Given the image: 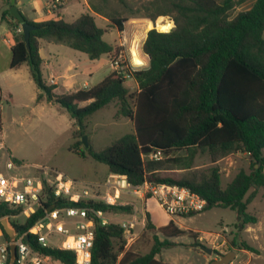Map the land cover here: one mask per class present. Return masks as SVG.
<instances>
[{"label": "trees", "instance_id": "obj_1", "mask_svg": "<svg viewBox=\"0 0 264 264\" xmlns=\"http://www.w3.org/2000/svg\"><path fill=\"white\" fill-rule=\"evenodd\" d=\"M6 2L10 7L9 0ZM248 2V9L233 15ZM88 4L92 13H83L72 22L52 19L34 23L25 19L36 27L30 32L29 51L18 31L20 22L9 11L5 12L12 21L15 38L10 68L27 64L39 90L36 102L57 105L75 121L77 129L71 150L105 165L108 174L125 176L132 186L150 182L184 187L206 201L204 211L216 207L230 209L236 213L234 227L239 234L247 225L257 223L256 216L247 212V206L257 190L264 188V0H152L135 11L126 0H88ZM120 7L129 10L130 16L124 17ZM95 15L109 21L106 28L97 24ZM159 16L171 17L175 27L169 32L159 28L156 29L160 31L153 28L147 32L141 46L143 54L149 57L145 69L126 67L121 72L113 71L88 89L64 95L55 94L54 86L43 81L40 40L69 47L90 60L107 57L114 61L122 48L106 42L105 33L109 29L122 33L129 19L155 22ZM127 79L135 82V90L125 85ZM113 102L117 106L116 116L132 121L133 133L100 152L90 147L86 152L80 150L85 134L83 121ZM198 150L208 151L214 158L246 153L253 160L251 172L240 170L225 187L217 167L211 168L200 182L162 174L171 153L186 151L192 159ZM157 151L166 158L144 159ZM250 189L253 191L246 198ZM41 203L23 223L11 224L18 236L28 235L27 242L35 252L63 264H74L75 253L42 247L30 232L44 217L47 207L90 208L111 217L132 212L130 206L109 205L101 200L73 202L57 198L45 182ZM22 211L0 202V219L16 217ZM145 217V231L152 234L153 244L147 253L135 255L124 251L125 239L118 223L104 226L90 214L94 232L91 264H166L157 257L163 250L180 245L172 239L185 235L186 230L173 221L157 228L149 214ZM3 235L9 239L4 231ZM230 247V252H257L244 241L238 246L232 241Z\"/></svg>", "mask_w": 264, "mask_h": 264}, {"label": "rangeland", "instance_id": "obj_2", "mask_svg": "<svg viewBox=\"0 0 264 264\" xmlns=\"http://www.w3.org/2000/svg\"><path fill=\"white\" fill-rule=\"evenodd\" d=\"M126 1L129 8L135 11L152 0ZM250 5L251 2H248L238 7L233 15L248 9ZM120 10H122L124 17L130 16L129 10L122 7ZM139 15L141 16L143 13L140 12ZM159 18H165L171 22L169 31L175 27L171 17L159 16L156 20ZM145 20H147L150 29L159 28L161 30L159 23L154 24L156 20L155 22L149 19ZM132 25V22L126 23L124 34L128 42L125 52L126 60L131 61L130 64L136 70L145 69L148 66V59L141 50L145 31L139 29L136 32L132 29ZM159 29L156 30L160 31ZM116 36L117 33L113 32L103 38L106 42L112 43ZM79 54L82 56L85 67L93 72L91 78H87L90 85L98 84L110 73L111 65L105 57L90 60L86 55ZM1 55L0 51V67L4 64V60L8 61V56L4 59ZM16 74L20 76L19 83L9 77L1 80L3 96L0 99L2 118L0 141L4 145V150H0V171L5 172L4 165L9 153L12 158L18 161L17 165L23 166L13 173L34 177L41 174V169L55 171L62 174L67 183L74 186L75 190L87 189L91 191L95 189L97 195L104 196L106 192H104L103 186L108 175L107 167L90 157L85 158L71 150V146L74 144L73 132L77 129L75 121L57 105L46 102L35 103L36 87L30 78L26 65ZM57 92L62 93L63 90L58 87ZM115 107H117L115 103L110 104L83 121L84 136L87 137L89 147L93 151L100 152L124 135L133 133L132 121L125 117L118 118ZM80 150L86 152L87 148L82 144ZM165 158L164 156L163 159ZM14 159L12 160L15 162ZM175 159L180 161H174ZM252 163L253 160L249 155L241 152L214 158L208 151L198 150L191 159L187 156L186 151H177L169 155V160L162 174L177 180L200 182L208 176L211 168L217 167L221 176V184L225 187L240 170L250 173ZM252 191L253 189L249 190L246 198ZM135 204L138 210L134 209ZM115 205L130 206L132 208L131 214L135 215L139 222L143 221L144 224V227L141 224L137 226L136 238L127 247L124 237V251H129L135 255L147 253L153 244V239L152 234L145 231L146 217L142 216V205L139 202L136 203L134 197L123 193ZM32 212L33 209L29 208L24 209L16 217L1 218L0 226H2L1 221L3 219H7L9 224L11 222L21 224ZM247 212L258 219V224L253 226L255 233L239 234L234 227L237 223L236 213L228 208L216 207L192 216H183L179 225L182 230H186V234L172 239L180 245L163 250L157 259L166 264H212L214 260H218L219 255L230 252L232 241H235L237 246L244 241L257 252L231 251L236 256L231 264H264V188L257 190V196L248 205ZM120 215L114 217V220L119 221L128 217ZM151 215L156 223L163 221V215L157 208H151ZM2 230L4 231L3 227L0 228V241H7L8 239L4 237ZM200 237L202 238L201 241L199 240ZM53 239L55 241L61 240L58 237ZM195 242L213 249V254L208 256L197 249H191L190 246ZM223 242L224 245L221 247ZM122 255L123 253L118 259Z\"/></svg>", "mask_w": 264, "mask_h": 264}, {"label": "built area", "instance_id": "obj_3", "mask_svg": "<svg viewBox=\"0 0 264 264\" xmlns=\"http://www.w3.org/2000/svg\"><path fill=\"white\" fill-rule=\"evenodd\" d=\"M69 0H49L46 10L51 15H56ZM20 31V30H18ZM126 39L122 38L125 44ZM113 71L121 72L126 67L131 70L133 65L126 60L122 51L118 58L110 61ZM54 84L53 79L49 81ZM0 150L4 146L0 144ZM164 155L157 151L144 156L145 160H160ZM5 172L0 171V202L7 204L10 208L33 209L35 212L41 207L43 198V184L51 188L55 197H65L73 202L80 200H101L109 205H115L120 195L127 194L141 200L153 198L159 208L170 217H183L198 214L204 211L206 201L191 190L166 184H153L144 182L141 186L130 185L125 176L111 175L105 181L106 193L99 196L93 190H75L67 183L64 176L55 171L41 169L39 176L29 177L13 173L18 170V165L7 155L5 161ZM111 191H113L111 193ZM22 211V212H23ZM32 212V213H33ZM31 213V214H32ZM90 214L98 218L102 225L116 222L123 230L126 238V247L136 238V228L140 224L134 215L129 220L115 221L100 210H92L83 207H64L55 209L54 206L45 209V215L30 229L36 242L42 247H52L63 251L75 253L74 264H91V249L93 246L94 232ZM28 236L24 234L17 236L13 241L10 239L0 241V264H10L9 247L15 248V257L12 264H63L51 261L35 252L25 240ZM61 238L55 241L53 238ZM201 237L199 240L201 241ZM224 242L221 244V247Z\"/></svg>", "mask_w": 264, "mask_h": 264}, {"label": "crops", "instance_id": "obj_4", "mask_svg": "<svg viewBox=\"0 0 264 264\" xmlns=\"http://www.w3.org/2000/svg\"><path fill=\"white\" fill-rule=\"evenodd\" d=\"M48 1L49 0H16V4H17V7H18L20 13L24 16V18L27 19L28 21H31L34 23L44 22V21H48V20H52V19L53 20L54 19H62L66 22H72L83 13H92L90 6L88 4V0H69L67 2V4L64 7H62L56 15H51L46 10V3ZM9 8L10 7L8 6L6 0H0V51L2 54L1 56L4 57V59L7 58V56H8V61L4 60V64L0 67V99L3 96L2 95V89H1V87L3 88V84L1 82L2 78L9 77V78H11V79H13L19 83L20 76L17 75L16 73L20 72L21 69H23L24 65L27 66V69H28L29 75H30V69H29L27 64H23L17 69H11L10 68L11 48L15 43V38H14V33H13L14 28L12 27V21L7 15H5V12L9 11ZM95 17H96L97 24L101 28L107 27V25L109 23V21L107 19H105L101 16H98V15H95ZM128 22L133 23L132 29L134 31L137 32L139 29H141L142 31H145V34L143 37V41H144L146 38L147 32L149 30H151L150 27H148V25H147V20L140 19V18H133V19H129ZM125 30H126V23L124 25V31L122 33H119L118 31L113 30V29H109V31L107 33H105V35H107L109 33H113V32L117 33V36H116V38H114L113 42L112 43L109 42V43L113 44V45L120 46V48H122V51L124 52V55L126 52V45L128 44L127 41L125 44L122 42V38L126 39V37L124 35ZM263 36H264V34H263ZM143 41H142V43H143ZM61 46H64V45L49 43V42H46L44 40H40L39 54H40V57L42 59L41 72H42L43 81L46 83V85H51L49 83V81L51 79H53L54 84L51 86H54V93L57 95L70 94V93H74L78 90L88 89V88L94 86V85H90L87 81V78L88 77L91 78V76L93 75V72H92V70L87 69L85 67V64H83L82 56H80L81 54H79L81 52L73 50L69 47L64 49ZM68 49H70V50H68ZM82 54H84V53H82ZM146 57H147L148 62H149V57L148 56H146ZM105 58L107 59L109 65H110V61L108 60V58L107 57H105ZM130 63H131V61H130ZM112 72H113V69L111 68V71L109 74H111ZM30 78H31V75H30ZM31 80H32V78H31ZM33 83H34V81H33ZM125 85L127 87H129L130 90H135L137 88V85L135 84V82L132 79H127L125 82ZM35 87H36V85H35ZM58 87L63 90L62 93L57 92ZM38 93H39V90L36 87L35 103H37L36 97H37ZM10 99L12 100L11 96H10ZM41 103H44V102H41ZM41 103H37V104H41ZM113 103H115V102H113ZM113 103H111V104H113ZM115 108H117V107H115ZM0 144L3 145V143L1 141H0ZM8 155L11 157V155L9 153H8ZM12 159H14V158H12ZM14 160H16V159H14ZM18 167L21 168L23 166L18 165ZM111 175H113V174H108L105 181ZM99 185H101V184H99ZM106 191L107 190L105 188L104 192H106ZM111 192H113V191H111ZM131 197H134V196H131ZM134 201L136 203L139 202L142 205V207H143L141 210L142 216L149 214V217H150L152 224L154 226H156L157 228L167 225L170 221H173L179 228H181L179 223H180V220L182 219V217H170V216L166 215L159 208V206L156 204V202L153 198L141 200L137 197H134ZM152 207H155V209L157 208L162 213V215H163V221L162 222H160V223L155 222V220L153 219V217L151 215V208ZM247 208H248V206H247ZM134 209L135 210L137 209L136 204L134 205ZM126 216H128L127 219H121V220L122 221L123 220H129L133 217L132 214L126 215ZM110 218L114 220V217L110 216ZM140 224L143 225V227H144L143 221H141ZM256 224H258V219H257V223L247 225L245 230L241 234L255 233L253 231L254 230L253 226H255ZM241 252L251 253L249 251H241ZM231 262H230V264H231Z\"/></svg>", "mask_w": 264, "mask_h": 264}, {"label": "water", "instance_id": "obj_5", "mask_svg": "<svg viewBox=\"0 0 264 264\" xmlns=\"http://www.w3.org/2000/svg\"><path fill=\"white\" fill-rule=\"evenodd\" d=\"M10 2V8H9V13L17 20L20 22V31L23 34V41L26 45L27 50L29 51V36H30V32L32 30H35L36 27L32 26L30 23H28L24 16L20 13L17 4H16V0H9ZM82 144L88 148L89 144L87 142V137L83 136L81 139ZM1 225L5 231V233L8 235L9 239L11 241H13L15 239V237L17 236V233L15 231V228L12 226V224L8 223L7 219H3L1 221ZM11 225V227H10ZM25 240L28 241V236L25 237ZM191 249H197L200 252L211 256L213 254V249L202 245V244H193L190 246ZM9 251H10V264H12V261L14 260L15 257V248L14 246H10L9 247ZM235 254L234 252H229L228 254L225 255H219L218 256V260H214L212 262V264H230V262L234 259Z\"/></svg>", "mask_w": 264, "mask_h": 264}, {"label": "bare ground", "instance_id": "obj_6", "mask_svg": "<svg viewBox=\"0 0 264 264\" xmlns=\"http://www.w3.org/2000/svg\"><path fill=\"white\" fill-rule=\"evenodd\" d=\"M158 23H159V27L161 28L162 32H169V30L171 28V22L170 21H167L165 18H162L159 20Z\"/></svg>", "mask_w": 264, "mask_h": 264}]
</instances>
